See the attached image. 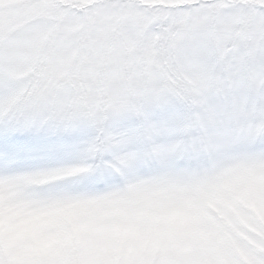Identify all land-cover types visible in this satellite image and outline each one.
<instances>
[{
	"label": "snow or ice",
	"instance_id": "1",
	"mask_svg": "<svg viewBox=\"0 0 264 264\" xmlns=\"http://www.w3.org/2000/svg\"><path fill=\"white\" fill-rule=\"evenodd\" d=\"M0 264H264V0H0Z\"/></svg>",
	"mask_w": 264,
	"mask_h": 264
}]
</instances>
